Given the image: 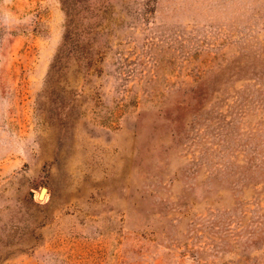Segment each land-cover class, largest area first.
I'll return each mask as SVG.
<instances>
[{"label":"rangeland","instance_id":"1","mask_svg":"<svg viewBox=\"0 0 264 264\" xmlns=\"http://www.w3.org/2000/svg\"><path fill=\"white\" fill-rule=\"evenodd\" d=\"M0 264H264V0H0Z\"/></svg>","mask_w":264,"mask_h":264},{"label":"water","instance_id":"2","mask_svg":"<svg viewBox=\"0 0 264 264\" xmlns=\"http://www.w3.org/2000/svg\"><path fill=\"white\" fill-rule=\"evenodd\" d=\"M48 189L47 187H43L40 192V197L44 198L45 194L47 193Z\"/></svg>","mask_w":264,"mask_h":264},{"label":"bare ground","instance_id":"3","mask_svg":"<svg viewBox=\"0 0 264 264\" xmlns=\"http://www.w3.org/2000/svg\"><path fill=\"white\" fill-rule=\"evenodd\" d=\"M46 195V194H45ZM45 197V196H44Z\"/></svg>","mask_w":264,"mask_h":264}]
</instances>
